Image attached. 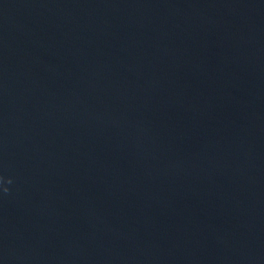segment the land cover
Returning <instances> with one entry per match:
<instances>
[{
	"label": "water",
	"instance_id": "obj_1",
	"mask_svg": "<svg viewBox=\"0 0 264 264\" xmlns=\"http://www.w3.org/2000/svg\"><path fill=\"white\" fill-rule=\"evenodd\" d=\"M0 264H264V0H0Z\"/></svg>",
	"mask_w": 264,
	"mask_h": 264
}]
</instances>
